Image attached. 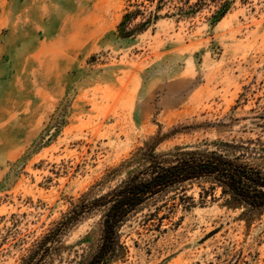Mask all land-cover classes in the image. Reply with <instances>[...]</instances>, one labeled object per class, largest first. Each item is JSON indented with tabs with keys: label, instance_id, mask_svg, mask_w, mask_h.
<instances>
[{
	"label": "rangeland",
	"instance_id": "1",
	"mask_svg": "<svg viewBox=\"0 0 264 264\" xmlns=\"http://www.w3.org/2000/svg\"><path fill=\"white\" fill-rule=\"evenodd\" d=\"M215 10L179 18L166 6L154 20V0H0V264H20L152 140L227 155L226 143H264V0H234L217 23ZM135 11L134 36L120 37ZM199 193L189 209L153 204L128 222L113 264H264V215ZM99 221L72 228L50 264L80 263Z\"/></svg>",
	"mask_w": 264,
	"mask_h": 264
},
{
	"label": "trees",
	"instance_id": "2",
	"mask_svg": "<svg viewBox=\"0 0 264 264\" xmlns=\"http://www.w3.org/2000/svg\"><path fill=\"white\" fill-rule=\"evenodd\" d=\"M154 3V20L166 6L174 10L172 16L179 18L214 6L212 18L217 23L231 10L234 0H154ZM136 14L138 11L124 16L118 27L120 37L134 36V29L126 26V20ZM150 20L140 25V31ZM162 140L158 138L137 148L106 179L94 185L34 244L20 264H50L60 252L68 232L96 214L100 215L99 238L92 237L90 253L78 264L118 262L127 253L121 231L128 222L153 204L155 212L165 209L168 214L180 207L191 208L195 198L188 192L194 187L200 189L202 199L220 190L222 196L228 197L230 207L244 209L243 216L248 220L264 215V143H226L224 146L234 151L227 155L208 147L159 151ZM122 174L125 177L120 182L101 193L107 182ZM155 212L154 217L165 219Z\"/></svg>",
	"mask_w": 264,
	"mask_h": 264
}]
</instances>
